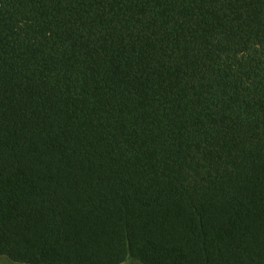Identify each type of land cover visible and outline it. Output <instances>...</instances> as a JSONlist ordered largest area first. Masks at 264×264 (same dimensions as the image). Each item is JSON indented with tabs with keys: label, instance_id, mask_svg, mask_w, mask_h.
Returning a JSON list of instances; mask_svg holds the SVG:
<instances>
[{
	"label": "trees",
	"instance_id": "16d2710c",
	"mask_svg": "<svg viewBox=\"0 0 264 264\" xmlns=\"http://www.w3.org/2000/svg\"><path fill=\"white\" fill-rule=\"evenodd\" d=\"M0 257L264 264V0H0Z\"/></svg>",
	"mask_w": 264,
	"mask_h": 264
},
{
	"label": "rangeland",
	"instance_id": "374dc122",
	"mask_svg": "<svg viewBox=\"0 0 264 264\" xmlns=\"http://www.w3.org/2000/svg\"><path fill=\"white\" fill-rule=\"evenodd\" d=\"M0 264H15V263L11 262L6 257H0ZM124 264H141V263L134 261L132 259H128Z\"/></svg>",
	"mask_w": 264,
	"mask_h": 264
}]
</instances>
